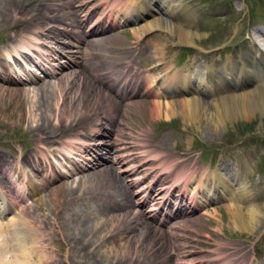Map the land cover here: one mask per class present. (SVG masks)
I'll use <instances>...</instances> for the list:
<instances>
[{
  "label": "bare ground",
  "instance_id": "obj_1",
  "mask_svg": "<svg viewBox=\"0 0 264 264\" xmlns=\"http://www.w3.org/2000/svg\"><path fill=\"white\" fill-rule=\"evenodd\" d=\"M49 2L50 3H48L46 0H0V25L2 23L11 22L10 24L13 25V27H16L15 34L9 41L13 42L10 49L9 47H7L0 50V78L1 81H4L0 82V105L2 110L6 112L8 104H5L4 99L6 97H9V99H11L16 94L21 98L23 95H26V87L23 85L20 86L21 82L24 81L23 83H25L35 81V78H30L28 76L26 79H23L22 76L20 79H16L19 76L15 77L13 75L14 71L11 70L12 66H9L11 56L20 57L22 55V59L25 60V62H27L29 66H32L31 64L39 65L41 67L40 69L44 71L45 76H53L57 74V72H61L63 68L73 67L74 64L81 65L82 69L79 68L78 71L69 70V72L65 70L66 72L63 73L62 76H59L58 79L53 82L49 81L47 85L39 84L38 86L32 87V91L34 92V94H37L39 96L37 97V100L34 104L35 110L37 112H35L33 108L30 109L28 113L29 116L27 117L25 116V114L21 115L20 121H27L29 123V128H32V131H34V133L37 135V139L35 140V142L37 144V151L39 155H36L37 152L34 154L30 153L31 155H28L29 153H26L22 157V159H26V161H28L32 165L33 163L36 164L38 161H40V158L43 162H47L46 165H43L42 163L43 167L49 166L53 168L55 164L53 163V161L49 160V152L52 153L54 147L51 150L50 146H54L56 145V143H59V152L63 154L66 161L73 159L74 154H85L81 156H87L85 159L90 162H92V160L96 161L94 163H91V166H100V164H103V166H101L100 168H95L93 170L94 172H90L87 176V178H89L88 181H90V186L88 187L90 188L89 191L84 189V187L87 185L85 177H82L78 180V185H72V183L76 180L72 183L68 182V180L65 181V178L63 177L66 176V173H62L60 169V172L58 173V175H60V178L51 179L49 177H52V175L46 177V175L44 174L45 180L41 182L39 186L36 187L33 185H29V193H37L40 192L41 189L44 190V188H48L47 184L53 182V180H60L63 178L57 186L51 187L48 190V193L45 192L44 195L37 197L32 201L31 204H27L25 208L24 206L23 208H21L20 206V214L17 212L19 215H17L15 221H12L6 226L4 225L5 227L0 225V237L2 236L5 229L8 230L11 236L10 237L6 235V238L2 237L0 239V260L4 261L5 264H59L60 261H64L65 264H75L74 259L76 258L77 260L80 259L81 263H83V258L87 257L88 259H90L93 257V255H97L99 256V258H105L104 261L100 260L96 264H136L135 261H138L137 264H140L147 255H151L152 258L154 257L152 260H156L155 264H171V253H169V251H165V253H163V250H165L168 245V242L164 241L165 232L162 231L164 233L160 234L159 232H161V228H156L151 223L149 224L144 222L143 212H133L134 208L132 209V206H135L133 204V197H131L133 193H135L134 195H140L137 205L145 206V204H149L150 208L146 209L149 214L151 213L154 219L158 216L157 211L162 207V203L160 201V204L159 197L154 195L153 188L149 189L151 186H141L138 188L137 185L141 183L140 181L144 178L141 175L138 176L140 172L139 170H143L144 167L141 169L138 167V164L135 163V152L133 151V149H135L136 144L128 140L131 138L128 135L130 134V132H127L125 129L128 126L124 124L125 127L118 128L117 124L118 122H120V118L118 116L121 110L125 108H122L125 101L124 99L130 97L129 94L131 92L129 91L136 88L140 83L145 82H149V84L147 85V91L149 92V94L154 96L151 115L153 116L155 121L161 119L162 115L170 119L174 114H176L177 111H179L180 114L183 115L185 122H199L201 120L203 116L202 114H204V110L206 109L205 107L207 105V102H205L200 94H197L198 91L202 92V90H198L196 92V89L194 87L195 83H197L196 78L193 76V69L195 67H192L193 64L191 63L186 64V67H183L181 69L173 67V64L169 63L167 57V47L169 46V43L161 41L164 40V31H167L168 34L170 33L173 37H175L176 41H172V43L175 42L179 45L195 43V33L191 27V23H193L194 21V10L192 9V7L185 4L184 0H168L167 5H164L161 0H154L153 3L155 4L156 9H159L160 12H166L169 10V12L175 17L174 21L170 20L169 18L167 19L160 14H156V11L154 9L152 10L148 7L151 5V3L147 2L146 12L139 13V15H142L143 17L142 23L140 25V31L144 32L146 36L148 35L147 38H149L150 41H153V49L151 51L155 54V66L157 67L149 69H146V66L140 67L138 63H146V59H144V57L140 59V57L138 56V61H135V57L137 55H134L133 53V58L130 59V53L132 51L131 49H127L129 46H126L122 47L124 51L121 50L122 53L119 55L120 58H123L122 64L124 68L122 69L121 73L119 75H116L117 77H115V70L110 69L107 66L105 67L104 63H102L99 59V55L102 49H99L101 40L95 39L94 36V39L86 38L91 33H93V31L89 33L88 30L83 29V25L80 26L75 24L74 22L77 20H75L76 18L74 19L73 13L70 9L64 12H60V10L63 8H70L71 5L74 4L72 0H63L62 3H54L53 0ZM125 2L126 6H124V15L129 16V14L133 11L132 8L135 7L134 1L125 0ZM160 2L162 4H160ZM55 10L57 11L56 13ZM52 11H54V13H51ZM118 14L119 13H117L116 18L118 17ZM66 22L68 23V25H73L71 29L61 26V24H65ZM80 28H82L83 30H81ZM257 31L264 35L263 29H259ZM62 33L68 36H74L76 40H78L80 43L83 42V44H86L87 47L84 50L80 49L83 55L78 58H76L77 56L75 57L74 55H72L74 53L65 54L64 57L70 58L67 59L66 62H64L65 59L61 61L59 63V66L54 65L55 63H53L55 70H52L50 68L51 66H46L48 63L52 64V62H50L49 52H47L48 50H45V52L42 48V45L45 43L44 41H47V39H45L44 37L46 36V38H52L55 40L56 38H58V34L61 35ZM255 37L256 36H250L252 45H257L258 43L264 50V42L261 39ZM9 42L6 43L3 41V43L7 45H10ZM87 43H90L92 45V49L91 47H88ZM66 51L75 52L76 50L68 49ZM81 57L82 59H80ZM124 58L127 59V62H123ZM19 61L21 63H18L19 65L17 64L15 67H17L20 72L27 73V70H22V68L24 67V63L22 64L21 59ZM112 64L113 62H110V65ZM237 64L238 67L236 65H234L233 67L230 63L229 68L224 66L221 69L214 68L212 64V66L210 64L206 65L208 66V73L206 75L207 81L214 90V93H212V91H209V88L208 94L211 93L212 96H215L214 99L219 100V103H215L214 105L216 110H218L219 112L218 116L223 113L222 116L226 118H232L238 112H241L246 118H249L253 111H255L256 109H260L261 107L264 108V77L262 79V82L257 81L258 85L256 88H251L248 91H241L240 93H222L223 91L220 92V86H222V84H225L223 83L225 79L234 77L235 83L237 85L242 82V75L245 74L244 71L245 67L247 68V64H249V70L251 71V74H253V72L257 70L256 68L264 70V52L260 53V55H258L257 53L245 54L242 56V60H239ZM2 71H4V75ZM26 73L25 75H28V73ZM196 73L197 71L194 74ZM215 77H217V79H215ZM112 81L114 82L112 83ZM13 84L18 85L13 86ZM115 88H117L118 90V96L114 97L111 92H114ZM137 92H140V90ZM171 92H174V94L179 93L181 98L179 97L178 100L174 98L169 99L168 97L172 95ZM161 96L165 97V100L161 99ZM254 97H256V99ZM177 102L180 104V107L178 106L179 109L176 106ZM227 102H229L230 104L226 105L225 103ZM260 102L261 106L259 104ZM22 108L23 107L21 106L20 109L22 110ZM49 111L51 113H49ZM32 116H38L35 119V123H32L34 121L32 119ZM107 123L110 126L109 128H107L105 125ZM97 136H112L113 139L106 140V138L101 139V137L97 139ZM141 139L143 140L141 141V145H139L140 147L138 148L140 153H146L147 156H149L150 158L152 157L154 158V160H156L158 173L161 174L167 172L165 169L169 168L168 162L173 159L172 153H164L163 155L162 151L158 153H155V149L153 150L154 152L150 151V149L153 147L150 139ZM79 151H82V153L80 154ZM115 151H120V153L111 154ZM55 156L56 155H54V157ZM0 161V171L5 172L4 178L8 176L7 173L9 171H15L17 168V166L13 167V163L11 162L12 160L8 156L4 157L3 154H0ZM77 163H75L74 165V167H76V170H82L81 165ZM192 163L193 161H190L189 165L186 166V163L184 164V162H181L175 167L176 169L170 171V173H175L177 171L175 173L177 175L176 178L182 179L183 182L181 183L189 182V180L192 179L195 180L194 189L196 190V200L199 197L197 193H200L201 198L208 199L209 193H213V195H215L216 192L219 191L220 183H223V188L224 186H228V184L222 178L218 177L219 174L217 173L216 177L214 176L213 180L208 179L206 180V183L202 179V176L197 178L198 175L196 173L199 169L196 162V164L193 165ZM21 170L18 169L17 172L15 171V174H13V177H15V179H13L12 177H7L9 178L8 181L10 183L9 186L7 185V187L10 188L9 190L12 189L11 185H14L16 181L21 182L26 179L24 174L21 175ZM45 170L46 168L44 169V171ZM211 172L215 173L216 171L212 170ZM127 174L130 177V182H128V184L131 185V187L137 186V189H135L134 191L132 190L133 193L127 188L125 183H123L124 180L122 178V175L124 176ZM3 186V184H0V189H3V194L1 195L5 196L6 194L4 193V190H6V188L5 186L3 188ZM80 186H82V188L86 191H82L83 193H88L89 195H93L94 197H97L98 195L100 196L99 198L101 199V201L98 202V211L100 212L103 221L93 223L90 222V218L88 217L89 215L87 216L85 214H81L83 216L75 220L72 225L73 227L67 229L66 231L65 228L67 227L64 228L62 220L60 218L62 216V204L58 205V203H62L63 200L61 199L58 201L56 191L60 189L61 191H63V195L65 198H68L70 195H74L75 199V197L80 196H78L77 192L80 189ZM105 187L110 188V190L105 189ZM126 188L128 190H126ZM241 188L242 189L240 191H233V189L229 188V192H223L224 194L222 195V198H227V208L229 210L230 217L235 221V224H238L239 227L244 229L255 228V222L257 221L256 216L259 213V210L257 207H252L251 203L248 204V207L246 208L247 210L243 209V203L249 200V196H247V194L245 195L247 191L243 192L244 187ZM16 192V194L21 195L20 188L18 191L16 190ZM26 193L29 194L28 191H26ZM82 196L84 197V195ZM45 197L47 198L46 201H49V207L47 208L44 207L43 203ZM21 198L22 200H24L23 196H21ZM2 199L6 201L4 197ZM110 199L111 202H109ZM166 199L173 200L172 197L169 196L166 197ZM5 201L4 206H2L3 210L5 209V211H13L18 206L17 200L16 202L14 200H11L12 205L10 202V205L8 203H5ZM200 201H198V204L196 205H201L202 202ZM171 205L173 204L169 203V206ZM33 206H36L37 208L39 206L40 210H43L45 219L49 218L50 214L45 213L44 211L48 210V212H51L52 218H54V221L51 223L61 229V231H64V233L62 231L63 236H65L63 238V241L57 243L55 239L56 236L54 237L53 232H47L46 228L48 227L45 226L46 221L44 222L43 219H40L41 214H38L37 217H35L34 214L31 216L30 213H34L32 212ZM246 211L247 213H245ZM172 213L173 210H171L170 214L167 215V218L165 220V223L169 222L170 224L167 232L170 233V236H181V234H179V232H177L176 230H178V228H181L182 224L172 220V218L177 215V213L175 215H173ZM90 215H93V213H90ZM144 223L145 225L140 227ZM110 226L112 227V230L108 228ZM35 227L37 231L34 230ZM21 230H24L25 233L22 234V232L24 231ZM104 230L107 231V233L104 235L106 237L100 235L101 231ZM37 233H45V235L47 236L46 239L43 240L41 235ZM121 235H125L126 237V240L123 241L124 243L120 241L121 238L118 242L116 241V239ZM107 243L111 244L110 247L112 248V251L109 252V250L100 252L99 249H101L103 245H106ZM173 248H175L177 252L180 251V248L176 245ZM67 249L70 254L68 255L69 257H66V259H64L62 254ZM51 251H53L54 253H51ZM157 251L160 252L157 254ZM184 251V249L181 251L182 254ZM176 255L179 256L176 258V261L173 262V264L177 262V264H181V253ZM243 262L251 264V258H243L240 264H244ZM219 264H223V262Z\"/></svg>",
  "mask_w": 264,
  "mask_h": 264
},
{
  "label": "rangeland",
  "instance_id": "obj_2",
  "mask_svg": "<svg viewBox=\"0 0 264 264\" xmlns=\"http://www.w3.org/2000/svg\"><path fill=\"white\" fill-rule=\"evenodd\" d=\"M46 1L50 3L49 1L52 0ZM132 1H134L135 7L133 6V11L129 14V16L124 15V6H126L125 0H72V2L74 3L72 5L74 6L71 5L70 8L66 7L60 10V12H64L70 9L73 13L74 19L76 18L75 20H77L74 22L75 24L80 26L83 25V29L88 30L89 33L93 31V33H91L86 38H93L94 36L95 39L101 40L99 49H102L99 55V59L102 63H104L105 67L107 66L110 69L115 70V77H117L116 75H119L124 68L122 64L123 58H120L119 55L122 53L121 50L124 51L122 47L126 46H129L127 49H131L132 51L130 53V59L133 58V54L137 55L135 57V61H138L139 57L140 59H142L143 57L144 59H146V63H138L140 67L146 66V69L157 67L155 66V54L151 51L153 49V41H150L149 38H147L148 35L146 36L144 32L140 31V25L142 23L143 17L142 15H139V13L146 12L147 2L151 3V5L148 7L152 10L154 9L156 11V14H160L167 19L169 18L170 20L175 21L174 15H172L169 10L166 12H160L159 9H156L155 4L153 3L154 0ZM161 1L164 5H167L168 0ZM53 2L62 3L63 0H53ZM184 2L194 10V21L193 23H191V27L195 33V43L180 45L176 44L175 42L172 43V41H176L175 37H173L170 33L168 34V32L164 30V40L161 41L169 43V46L167 47V57L169 63L173 64V67L181 69L183 67H186V64H193L192 67H195L193 69V76L197 81L194 87L196 89V92L198 90H202V92L198 91L197 94H200L205 102H207V105L205 107L207 110H204V114H202L203 116L199 122H185L183 115L180 114L179 111H177L176 114H174L170 119L162 115L161 119L155 121L153 116L151 115L154 96L149 94V92L147 91V85L149 84V82L140 83L136 88L131 89V91H129L131 93H128L130 97L124 99L126 102L124 101L122 108H125H121L122 113L120 112L118 116L120 118V122H118L117 127L123 128L125 127L124 124L129 127L125 129L127 132H130V134L128 135L131 138L128 140L136 144L135 149H133V151L135 152V163L138 164V167L141 169L144 167V171L139 170L140 172L138 176L141 175L145 179L143 178V180L140 181L141 183L137 185L138 188L141 186H151L149 189L153 188L154 195L158 196L159 203L160 201L162 203V207L157 211L158 216L155 219L151 215V213L149 214V212H147V209L150 208L149 204H145V206L137 205L140 195H134L135 193H133V191L137 189V186L131 187V185L128 184V182H130V177L128 176V174L124 176L122 175V178L124 180L123 183H125L127 188L133 193V195L131 196L133 197V204L135 205L132 206V209L134 208L133 212H143L144 222L149 224L151 223L156 228H161V232L158 231L160 234H163L165 232V236L163 235L164 241L168 242V245L167 248L163 250V253H165V251H169V253H171V264H173V262H175L176 258L179 256H177L176 254L180 253L181 264H219L221 262H223V264H240L241 260L247 257L251 258V264H264V108L261 107V110L256 109L252 112L249 118H246L241 112H238L234 117L231 116L232 118H226L222 116L223 113L218 116L219 112L218 110H216L214 105L215 103H219V100L214 99L215 96H212L211 93L208 94L209 91H212V93H214V90L211 85L208 84L206 76L208 73V66H206L207 64H212L216 69H221L224 66L229 68L230 63L234 67V65H238L237 63L239 62V60H242L243 55L250 53H257L258 55H260V53L264 52L262 46H260L258 43L257 45H252L250 41V36H256L255 38H259L264 42V35L257 31L259 29L264 30V0H184ZM160 4L162 3L160 2ZM56 12L57 11L55 10V13ZM51 13H54V11H52ZM117 13L119 14L116 18ZM10 23L11 22H7L0 25V50L7 47H9L10 49V47L12 46L13 42L9 41L12 36H14L16 27H13V25H11ZM61 26L71 29L73 25H68V23L66 22L65 24H61ZM80 29L83 30L82 28ZM44 38L47 39V41H44L45 43L42 45V48L44 51L48 50L47 52H49L50 62H52V64L46 63V66H51L50 68L52 70H55L53 63H55L54 65L59 66V63L61 61L65 59L64 62H66L67 59L70 58L64 57L65 54L74 53L72 55H74L75 57L77 56L76 58H78L83 55L81 50H84L87 47V45L83 44V42L80 43L78 40H76L74 36H68L64 33H62L61 35L58 34V38H56L55 40L52 38H46V36ZM3 41L6 43L9 42L10 45L4 44ZM87 44L89 48L92 46L90 43ZM68 49H74L76 51H66ZM104 54L106 57L104 56ZM10 58L12 62L10 61L9 66H12L11 70L14 71L13 75L15 77L19 76L16 79H20L21 76L23 79H26L28 76L30 78H35V81L25 83H23L24 81L21 82L20 86L23 85L26 87V95H23L21 98L16 94L11 99H9V97H6L4 99L5 104H8L6 112L2 110L0 105V154H3L4 157H10L12 160L11 162L13 163V167L17 166L15 171L17 172L18 169H22L21 175L24 174V176L26 177L24 181H16V184L14 183V185H11V191L9 190L10 188L7 187V185H10L8 179L10 177L15 179V177H13L15 171L11 170L7 173V177L9 178H4L5 172L0 171V184H3L5 186L6 190H4V193L7 197L6 198L5 196L1 195L3 194V189H0V222L2 221L0 225L2 226H6L12 221H15L17 215L20 214L19 210H21L23 206L25 208L27 204H31L32 201L37 197L44 195L45 192L48 193V190L51 187L57 186L63 178H65V181L68 180V182L71 183L76 180L72 183V185H78V180L82 177H85V181H87L88 183L86 182L87 185L84 187V189L89 191L90 188L88 187L90 186V181H88L89 178H87V176L90 172H94L93 170L95 168H100L101 166H103V164H100V166H91V163H94L96 161L92 160V162H90L85 159L87 156H81L85 155L81 154L82 151H79L81 155L74 154L73 159L66 161L63 154L59 152V143H56V145L54 146H50L51 148L49 147L51 150L54 147L52 153H48L49 160L53 161V163L55 164L53 168L49 166L43 167V165H46L47 162H43L40 158V161H38L36 164L32 162L34 165H31L28 161H26V159H22V157L26 153H29L28 155H31L37 152L36 155H39L37 151V144L35 142V140L37 139V135L34 133V131H32V128H29V123L27 121H20L21 115L25 114V116H29L28 113L30 109L33 108V110L37 112L35 110L34 104L37 100V97L39 96L37 94H34V92L32 91V87L38 86L39 84L47 85L49 81L53 82L57 80L58 77L62 76V74L66 71H78L79 68L82 69V67L79 64H74L73 67L63 68L61 70L62 73L57 72V74L53 76H45L44 71L40 69L41 67L39 65L31 64L32 66H29V64L22 59V55L20 57L11 56ZM20 59L22 60V64L24 63V67L22 68V70H27L28 75H25L26 72H20V70L15 67L18 63H21L19 61ZM80 59H82V57ZM125 61L127 62V59L124 58L123 62ZM110 62H113V64L110 65ZM249 68V64H247V68L245 67L244 71L245 74L242 75V82H240V84L238 85L235 83L234 77L225 79V81L223 82L225 84H222V86H220V92L223 91L222 93H240L241 91H248L251 88H256L258 85L257 81L262 82V79L264 77V70L256 68L257 70L254 71L253 74H251ZM196 71L197 73L194 74ZM2 72L4 75V71ZM215 79H217V77H215ZM0 82L4 81H1L0 78ZM113 82L114 81H112V83ZM17 85L18 84H13V86ZM209 88L210 90L208 91ZM139 90L140 92H137ZM117 91V88H115L114 92H111V94L114 97L118 96ZM171 93L172 95L168 97L169 99H179V93ZM254 98L256 99V97ZM161 99L165 100V97L161 96ZM225 104L229 105L230 103L227 102ZM259 104L261 106V102ZM21 106L23 107L22 110L20 109ZM176 106L180 107V104L177 102ZM49 113L51 112L49 111ZM37 117L38 116H32V119L34 120L32 123H35V119ZM105 125L107 128L110 127L108 123ZM134 126H136L137 128ZM100 137L101 136H97V139H99ZM104 138H106V140L113 139L112 136L101 137V139ZM141 138L150 139L153 144V147L150 149V151H153L154 149L156 150L155 153L162 151L163 155L164 153H172L173 159H171L173 161L171 160L170 162H168L169 168L165 169L167 172L161 174L158 173L156 160H154V158L152 157L150 158L149 156H147L146 153H140L138 148L140 147L139 145H141V141L143 140ZM114 153H120V151H115L111 154ZM54 155L56 156L54 157ZM190 161H193L192 165L197 163L199 169L196 173L198 175L197 178L202 176V179L206 183V180L208 179L213 180L214 176L216 177L217 173L219 174L218 177L222 178L228 184V186H224L223 188V183H220L221 187L219 186V191L215 194L217 196L213 195V193H209L208 199L201 198L200 193H197L199 197L196 200V190L194 189L195 180L192 179L193 181L189 180V182L181 183L183 182V180L176 178L177 175L175 173L177 171L175 173H170V171L176 169L175 167L179 163L184 162V164L186 163V166H188ZM75 163L80 164L82 170H76V167H74ZM41 166L43 167V170ZM45 168L46 170L44 171ZM59 169L62 173H66V176L63 175L64 177L62 179L53 180V182L48 183V188H44V190L41 189V191L39 189L40 192L29 193V185H33L36 187L39 186V184L45 180V175L46 177L52 175V177H49L51 179L60 178V175H58V173L60 172ZM66 169L68 173L66 172ZM212 170L216 172L212 173ZM241 187H244L243 192L247 191L245 195L247 194V196H249V200L243 203V209L247 210L246 208L248 207V204L251 203L252 207H257L259 210V213L256 216L257 221L255 222V228L244 229L239 227L238 224H235V221L230 217V213L227 208L228 200L226 197L222 198V195L224 193L229 192V188L233 189V191H240L242 189ZM19 188L21 195L16 194V190L18 191ZM127 188L126 190H128ZM84 189L82 188V186H80V189L77 191L78 196H80L75 197V199L74 195H70L68 198H65L63 195V191H61L60 189V191H56L58 201L61 199L63 200V202H59L58 205L62 204V216L60 218L62 220L64 228L67 227L65 228L66 231L67 229L73 227L72 225L75 220L83 216L81 214H85L87 216L89 215L88 217L90 218V222L93 223L103 221V218L98 211V202L101 201V199L99 198L100 196L98 195L97 199V197H94L93 195H89L87 193V197V194L82 192L85 191ZM105 189L110 190V188L106 187ZM178 190L180 191V193ZM26 191H28L29 194H27ZM82 195H84V197ZM21 196L24 197V200H22ZM168 196L172 197L173 200H167L166 197ZM3 197L6 199V201L2 199ZM198 199H200L201 201ZM11 200H14L15 202L17 200V208L13 211H9L7 209V211H5V209L3 210L2 206H4V201L8 204L10 202L12 205ZM46 200L47 198L45 197L43 201L45 208L49 207V201L47 202ZM198 201L202 202L201 205H196L198 204ZM109 202H111V199L109 200ZM169 203H172L173 205L169 206ZM171 210H173V215L177 213V215H175L172 220L182 224L181 228H178V230H176L177 232H179V234H181V236H170V233L167 232L170 224L169 222L165 223V220L167 218V215L170 214ZM32 212L34 213H30L31 216L34 214L35 217H37L38 214H41L40 219H43L44 222L46 221L45 226L48 227L46 228L47 232H53L54 237L56 236L55 239L57 243L63 241V238L65 237L62 234L63 230L61 231V229L51 223L54 221V218H52V214L50 211H44L45 213L50 214L49 218L46 219L44 217L45 214L43 213V210H40L39 206L38 208L36 206H33ZM90 213H93V215H90ZM245 213H247V211ZM144 225L145 223L140 227ZM108 228L112 230L111 226ZM34 230H36V227L34 228ZM24 233L25 231L22 232V234ZM106 233L107 231L104 230L101 231L100 235L106 237L104 236ZM37 234H40L43 240H45L47 237L45 233ZM6 235L10 236L7 229H5L0 239L2 237L6 238ZM125 235L119 236L116 241L118 242L120 238V241H125ZM175 245L180 248L179 252H177L176 249L173 248ZM110 246L111 244L107 243L106 245H103V247L99 249V251L104 252L110 250L109 252H111L112 248ZM183 249L185 251L182 254L181 251ZM67 251L68 249L62 254L64 259H66V257H69L68 255L70 253L69 251ZM159 252L157 251V254ZM51 253L54 252L51 251ZM104 258L105 257L99 258V256L93 255V257L90 259H88L87 257L83 258V263H81L80 259L77 260V258L74 259V262L75 264H96L100 260L104 261ZM153 258L151 255H147L142 260L144 263L141 261L140 264H155L156 260H152ZM135 263L137 264L138 261H135ZM243 263L247 264L245 262ZM59 264L65 263L64 261H60Z\"/></svg>",
  "mask_w": 264,
  "mask_h": 264
},
{
  "label": "clouds",
  "instance_id": "obj_3",
  "mask_svg": "<svg viewBox=\"0 0 264 264\" xmlns=\"http://www.w3.org/2000/svg\"><path fill=\"white\" fill-rule=\"evenodd\" d=\"M0 264H5V262H4V261H2V260H0Z\"/></svg>",
  "mask_w": 264,
  "mask_h": 264
}]
</instances>
